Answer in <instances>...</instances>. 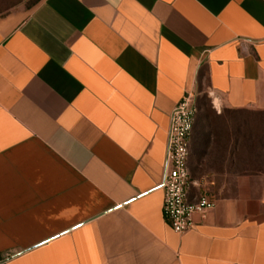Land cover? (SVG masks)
Masks as SVG:
<instances>
[{
    "label": "crops",
    "instance_id": "obj_1",
    "mask_svg": "<svg viewBox=\"0 0 264 264\" xmlns=\"http://www.w3.org/2000/svg\"><path fill=\"white\" fill-rule=\"evenodd\" d=\"M202 90L264 108V0L0 15V264H264V177L184 234L163 216L170 115Z\"/></svg>",
    "mask_w": 264,
    "mask_h": 264
},
{
    "label": "rangeland",
    "instance_id": "obj_2",
    "mask_svg": "<svg viewBox=\"0 0 264 264\" xmlns=\"http://www.w3.org/2000/svg\"><path fill=\"white\" fill-rule=\"evenodd\" d=\"M36 0H0V15L27 10ZM199 113L191 140L189 165L219 195L238 191L241 175L264 177V108L215 107L206 91L196 95Z\"/></svg>",
    "mask_w": 264,
    "mask_h": 264
},
{
    "label": "built area",
    "instance_id": "obj_3",
    "mask_svg": "<svg viewBox=\"0 0 264 264\" xmlns=\"http://www.w3.org/2000/svg\"><path fill=\"white\" fill-rule=\"evenodd\" d=\"M199 106L194 94H186L170 115L163 190V216L173 230L184 234L193 225V215L205 218L218 196L204 180L194 179L189 169L190 145ZM196 193L191 195V190Z\"/></svg>",
    "mask_w": 264,
    "mask_h": 264
},
{
    "label": "bare ground",
    "instance_id": "obj_4",
    "mask_svg": "<svg viewBox=\"0 0 264 264\" xmlns=\"http://www.w3.org/2000/svg\"><path fill=\"white\" fill-rule=\"evenodd\" d=\"M215 102H216V105H217V107H218V106H219V102H218L217 100H216Z\"/></svg>",
    "mask_w": 264,
    "mask_h": 264
}]
</instances>
